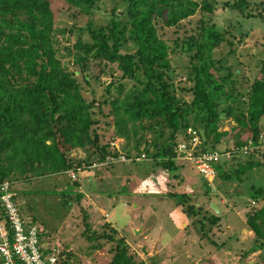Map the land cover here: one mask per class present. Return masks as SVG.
<instances>
[{
	"label": "trees",
	"instance_id": "1",
	"mask_svg": "<svg viewBox=\"0 0 264 264\" xmlns=\"http://www.w3.org/2000/svg\"><path fill=\"white\" fill-rule=\"evenodd\" d=\"M55 1L65 3L76 14L88 15L102 0H0V182L65 175L68 169L77 171L104 163L107 156L116 158L119 152L129 162L140 164L144 155L154 165L152 176L157 177L153 192H164L187 217H195L202 205L192 202L191 193L177 184H184V175L192 173L182 174V169L196 167L179 157L178 144L184 141L188 149L197 135L194 154L217 150L229 135L219 129L222 118L236 123L231 126L237 148L232 159L241 155L239 149L245 145L259 146L263 137L264 55L251 81H240L239 69L216 57L215 50L223 42L230 47L228 53L234 51L235 34L223 30L215 15L220 9H231L246 19H264V0H112L114 6L106 23L88 21L83 27L69 29L55 26ZM195 15L194 28L185 29L184 21ZM158 26L173 28L176 36L172 41L161 37ZM74 31L77 38L66 47L71 59L64 62L58 55L56 34ZM171 53L189 58L192 84L180 88L190 94L189 100L182 99L173 86ZM93 66L97 67L94 74L90 73ZM112 66L121 74L102 82L101 99L93 95L87 100L78 76L86 85L91 77L101 82L103 76L114 73ZM108 116L112 122L104 124L112 125L113 135L101 143L98 126ZM115 138L123 141L120 150L109 149ZM73 148L87 151L86 158H74L68 153ZM221 160L224 158L212 165L215 176L224 180H242L247 171L261 166L246 159L230 172L222 170ZM113 165L106 163L104 167ZM199 175L210 195L208 181ZM67 178L79 187L78 176ZM168 181L174 187L169 188ZM250 192L259 207L247 214L245 223L254 234L249 251L256 252L264 250V187L251 185ZM68 194L61 191L62 196ZM82 196L77 191L75 198ZM17 203L24 216L22 205ZM64 203L69 205L65 197ZM209 221L217 225L220 216L212 214ZM29 222L36 224L35 218ZM105 226L106 231L99 233L87 225L83 235L90 242L97 241L92 243L96 249H102L106 242L111 244L113 254L106 264H148L130 252L114 224L107 222ZM38 229L40 249L46 255L53 246L43 243L44 230ZM58 250L55 264H69V252Z\"/></svg>",
	"mask_w": 264,
	"mask_h": 264
},
{
	"label": "rangeland",
	"instance_id": "2",
	"mask_svg": "<svg viewBox=\"0 0 264 264\" xmlns=\"http://www.w3.org/2000/svg\"><path fill=\"white\" fill-rule=\"evenodd\" d=\"M113 6L112 0H102L90 14L79 15L73 9H69L65 3L55 1L52 3L55 26L69 29L76 26L83 27L88 21L95 24L106 23ZM262 7L264 8V3ZM197 18L198 15H195L186 19L184 21L185 29L191 31ZM215 18L220 26L224 27L223 30L235 34L234 51L228 53L230 47L223 42L215 50L216 57H222L226 66L238 68L243 76H240V81L250 82L256 73L258 60L264 55V19L258 16L246 19L236 10L231 9H220ZM173 30V28L158 26V34L167 40L176 36ZM56 35L60 49L58 55L64 62H68L71 57L70 54H67L66 47L71 46L77 38V31L73 33L59 32ZM84 38H87L86 34H84ZM170 60L176 93L182 95V99L189 100L190 94L180 89L182 86L192 84L188 79L189 58L184 54L171 53ZM93 68L90 73L94 74L97 67L93 66ZM112 68H114L113 74H109V76L106 74L101 78V82L91 77L89 85L82 81L80 75L78 76L85 87L83 94L87 100H90L93 95L98 100L101 99L105 86V83L102 82H108V77L112 78L121 74L115 69V66ZM125 83L130 85L132 81L125 80ZM104 121L112 122V119L110 116L102 118L98 126L101 143L107 142L113 135L112 125H105ZM260 123L263 128V137L259 146H249V149L246 150L247 153L240 152L241 155H237L233 159L226 154L224 160L220 162L222 170L230 172H233V169L246 159L261 163V166H256L243 174L242 180L236 178L224 180L216 174L214 179H208L207 184L212 191L208 195L197 169H182V174H187L190 171L192 173L184 175V184L178 182L177 187L191 193L193 197L191 201L198 202L199 205H202V209L197 211L199 213L195 217L192 214L187 217L182 212L187 219L188 232L182 231L180 237L177 236V230L172 225L169 226L171 235L175 236L174 239L177 242L172 237L167 240L168 254L157 252L161 242L159 235H155L153 241L150 242L141 240L144 234V231L142 232L140 229L142 222L144 226L149 223H152L151 225L161 223L163 227V217L167 220V213L170 212L168 208L178 207L174 205V200L163 195L164 192L161 194L153 192L157 186V177H154V172L150 169L154 165L150 160L144 159L145 157L143 158L142 155L140 164L116 161L112 162L113 166L104 167L106 163H94L82 171H77L78 188L72 185L66 174L14 181L12 186L16 194L15 198L22 205V211L24 209V218L29 221L35 218L34 223L44 230L41 236L43 243H50L49 247L58 246L69 252V264H106L113 254L109 249L111 244L106 242L102 249L99 247L96 249L92 245L97 241H88L83 232L88 227L99 233L106 231L105 223L107 222L114 224L119 234L125 238L130 252H134L137 254L136 258L143 259L148 264H151V261L154 264H264V250L249 251L254 234L248 230L245 223L247 214L253 208L259 207L258 203L251 199V185L264 187V117ZM234 124L236 123L232 118H222L219 129L227 130L229 135L224 138L221 145L217 146V150L233 152L237 149L233 145L234 139L231 137L233 134L231 126ZM147 136L151 139V132H148ZM115 141L120 150L123 144L122 139L115 138ZM68 153L79 159L85 157L87 151L73 148ZM148 159L150 158L148 157ZM151 172L152 174L149 175ZM168 182L169 188L174 187L170 181ZM61 191L68 192V196H62ZM77 191L83 193L79 200L75 198ZM64 197L69 201V205L64 203ZM211 201L220 204L222 211L220 215L210 208ZM212 214L220 216L219 225L210 223L209 219ZM201 220H203V224H201ZM147 231L150 232L148 227Z\"/></svg>",
	"mask_w": 264,
	"mask_h": 264
},
{
	"label": "built area",
	"instance_id": "3",
	"mask_svg": "<svg viewBox=\"0 0 264 264\" xmlns=\"http://www.w3.org/2000/svg\"><path fill=\"white\" fill-rule=\"evenodd\" d=\"M187 132H191L190 129ZM199 143L197 135L191 140V147L186 148V142L178 144L179 157L190 160L208 181L214 179L215 169L213 162L224 158L226 154L233 155L232 151L221 152L218 150L201 151L194 154V148ZM110 150H119L115 139L110 141ZM249 145L241 147L240 152H246ZM180 152H184L181 155ZM247 153V152H246ZM144 155H142L143 157ZM230 158V157H229ZM139 159V158H136ZM121 152L114 158L111 155L106 157L104 163H112L116 161H129ZM94 165V164H93ZM77 171H82L81 168ZM77 171L68 169L66 174L72 179L77 178ZM209 182V181H208ZM14 188L9 181L0 182V264H55L57 260L58 247L53 246L52 251L43 254L40 249L38 232L36 224H30L22 215L18 203L16 202Z\"/></svg>",
	"mask_w": 264,
	"mask_h": 264
},
{
	"label": "crops",
	"instance_id": "4",
	"mask_svg": "<svg viewBox=\"0 0 264 264\" xmlns=\"http://www.w3.org/2000/svg\"><path fill=\"white\" fill-rule=\"evenodd\" d=\"M218 206L220 208V204H218ZM153 209H155V208H153ZM168 209H170V212L167 213V220H166V218L163 217V219H164L163 220V222H164L163 227H162L161 223H158L156 225H151L152 223H149V224H146L147 226H144L143 222L140 224L141 225L140 226L141 231L142 232L144 231V234L141 237V240H143L144 242H148V241L150 242V241H153V238L155 235L156 236L159 235L161 242H160V245H158L159 249H157V252H163L166 254H168V249H169V245L166 243L167 240L170 239L171 237H172V239L175 238L174 235H171L172 233L170 231L169 226L172 225V227H174L177 230L176 232H177L178 237H180L179 235L181 234L182 231H184V232L187 231V226H188L186 216L184 215V213H182V211L179 207H171ZM154 212H156V211H154ZM221 213H222V211H221ZM217 225H219V224H217ZM226 226H228V225H226ZM147 227L150 229L149 233L147 231ZM131 229L133 230V228H131ZM146 231H147V233H146ZM134 234H136V233L134 232ZM168 236H170V237H168ZM174 241L177 242L176 239H174ZM183 243H185V242H183ZM182 249H181V251H182ZM177 253H179V251H177Z\"/></svg>",
	"mask_w": 264,
	"mask_h": 264
},
{
	"label": "water",
	"instance_id": "5",
	"mask_svg": "<svg viewBox=\"0 0 264 264\" xmlns=\"http://www.w3.org/2000/svg\"><path fill=\"white\" fill-rule=\"evenodd\" d=\"M209 206L210 208L217 214V215H220L221 211H220V208L218 206V204L216 202H210L209 203ZM136 231V230H135Z\"/></svg>",
	"mask_w": 264,
	"mask_h": 264
}]
</instances>
